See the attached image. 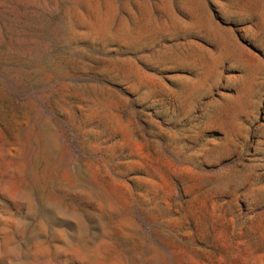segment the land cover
<instances>
[{
    "label": "rangeland",
    "instance_id": "rangeland-1",
    "mask_svg": "<svg viewBox=\"0 0 264 264\" xmlns=\"http://www.w3.org/2000/svg\"><path fill=\"white\" fill-rule=\"evenodd\" d=\"M0 264H264V0H0Z\"/></svg>",
    "mask_w": 264,
    "mask_h": 264
}]
</instances>
